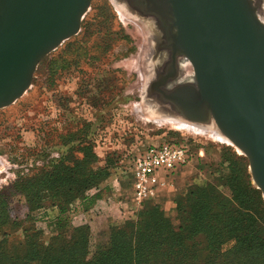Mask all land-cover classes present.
<instances>
[{
	"label": "rangeland",
	"instance_id": "374dc122",
	"mask_svg": "<svg viewBox=\"0 0 264 264\" xmlns=\"http://www.w3.org/2000/svg\"><path fill=\"white\" fill-rule=\"evenodd\" d=\"M146 37L143 27L115 0H93L78 34L45 57L26 93L0 110V194L9 190L0 195V264H6L2 250L10 256L19 254L33 233L43 246L60 235L55 226L58 212L47 198L41 208L29 211L13 188L38 168L55 173L53 168L70 170L76 162H92L93 157L94 167L104 170L97 186L85 193L90 200L75 199L67 208L70 226L88 229L87 258L108 243L111 227L135 221L146 207L159 206L177 226V203L194 187L211 185L216 196L230 199L229 188L217 178L231 168L236 172L238 166L244 168L249 185L257 190L246 158L213 124H192L175 112L165 117L154 111L145 97L154 78ZM185 71L189 74L190 66ZM171 140L188 142L191 156L175 172L160 177L165 183L154 200L138 206L133 199L132 160L146 147ZM39 187L31 183L23 190L36 194ZM248 206L257 211L255 199L250 198ZM4 241L7 244L1 247ZM233 245L234 240H228L221 253Z\"/></svg>",
	"mask_w": 264,
	"mask_h": 264
},
{
	"label": "water",
	"instance_id": "95a60500",
	"mask_svg": "<svg viewBox=\"0 0 264 264\" xmlns=\"http://www.w3.org/2000/svg\"><path fill=\"white\" fill-rule=\"evenodd\" d=\"M92 1L0 0V110L26 93L45 57L78 34ZM134 3L140 15L160 20L164 41L159 46L171 52L169 65L149 81L146 99L158 95L188 123H212L246 158L264 200V22L258 17L264 14L262 2ZM122 11L134 14L132 9ZM179 55L189 63L194 84L168 88L177 75L174 61Z\"/></svg>",
	"mask_w": 264,
	"mask_h": 264
},
{
	"label": "trees",
	"instance_id": "16d2710c",
	"mask_svg": "<svg viewBox=\"0 0 264 264\" xmlns=\"http://www.w3.org/2000/svg\"><path fill=\"white\" fill-rule=\"evenodd\" d=\"M94 164L92 157V162L83 159L70 170L60 166L53 168L55 173H44L38 168L17 181L13 188L29 211L41 208L43 198L57 210L55 226L60 235L47 246L39 243L37 234L29 235L19 254L10 256L2 250L6 264H264V203L240 166L241 171L231 168L217 178L229 188L230 199L216 196L211 185L194 187L177 203V226L159 206L146 207L135 221L111 227L108 243L87 258L88 229L72 228L67 208L75 199L90 200L85 193L105 175ZM31 183L40 186L35 189L38 193L23 190ZM250 198L256 200L257 211L248 206ZM228 240H234L233 247L221 253Z\"/></svg>",
	"mask_w": 264,
	"mask_h": 264
},
{
	"label": "built area",
	"instance_id": "2783aa9c",
	"mask_svg": "<svg viewBox=\"0 0 264 264\" xmlns=\"http://www.w3.org/2000/svg\"><path fill=\"white\" fill-rule=\"evenodd\" d=\"M189 148L188 142L180 144L171 140L150 145L135 156L130 174L133 177V199L138 206L156 198L159 187L165 183L160 177L175 172L188 162Z\"/></svg>",
	"mask_w": 264,
	"mask_h": 264
},
{
	"label": "bare ground",
	"instance_id": "6f19581e",
	"mask_svg": "<svg viewBox=\"0 0 264 264\" xmlns=\"http://www.w3.org/2000/svg\"><path fill=\"white\" fill-rule=\"evenodd\" d=\"M115 1L117 2L118 6H120V8L123 7L127 9L128 11L132 9L131 12L134 14L131 15V17L136 21L137 24L143 27L145 35L147 36L146 38L148 39L146 40L148 41L147 44H149L150 49H151L150 51H152L151 58L149 57L148 58L152 59V62H151L153 63L152 68L156 67L153 70L154 72L151 70L153 72L152 74V77H153L156 74V72L161 71L163 67H167L171 59L170 49H167V50L162 49V47L160 48L159 46L164 41V32L161 28L160 20L152 15H147V16L140 15L139 12H137L136 9H134L135 7L134 0H115ZM128 16L130 17V15ZM258 17L261 21L264 22L263 13H258ZM174 64H175L177 75L173 80L169 81V84L167 87L171 88V87H175L178 85H185V84L193 85L194 84L193 74L191 72H189L188 74L185 71V67L189 66V63L186 61V59L180 55L176 56ZM153 96L158 97V95L156 94L152 95V97ZM150 100L154 104V107H153L154 111L157 112L158 114L167 117L171 114V112H175V114L180 116L179 113L176 111V109L172 107V105L166 102H161L159 98H157V100L151 98ZM204 125H208V124H204Z\"/></svg>",
	"mask_w": 264,
	"mask_h": 264
},
{
	"label": "flooded vegetation",
	"instance_id": "af4514ba",
	"mask_svg": "<svg viewBox=\"0 0 264 264\" xmlns=\"http://www.w3.org/2000/svg\"><path fill=\"white\" fill-rule=\"evenodd\" d=\"M165 64V63H164Z\"/></svg>",
	"mask_w": 264,
	"mask_h": 264
}]
</instances>
